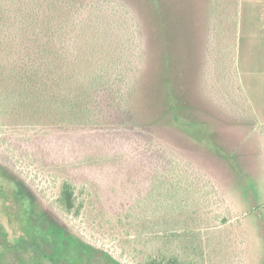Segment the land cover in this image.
Listing matches in <instances>:
<instances>
[{"label":"rangeland","instance_id":"obj_1","mask_svg":"<svg viewBox=\"0 0 264 264\" xmlns=\"http://www.w3.org/2000/svg\"><path fill=\"white\" fill-rule=\"evenodd\" d=\"M75 253L264 264V0H0V264Z\"/></svg>","mask_w":264,"mask_h":264},{"label":"trees","instance_id":"obj_2","mask_svg":"<svg viewBox=\"0 0 264 264\" xmlns=\"http://www.w3.org/2000/svg\"><path fill=\"white\" fill-rule=\"evenodd\" d=\"M161 158L162 154H161ZM167 165V164H166ZM171 170H173V168H171ZM171 170L168 172L170 173ZM58 203L60 205V207L63 209V211L67 212V213H72L75 209L77 210L75 213H79L80 212V208L77 207L76 205V196H75V188L74 186L69 183V182H65L62 187H61V193H60V197L58 199ZM55 239L58 240L59 242V246H62V248L69 247L70 245V238H68L67 236H57V238H55L54 236H51L50 234H46L44 236V240L45 242L48 241V243L52 244L53 242H55ZM37 243V242H34ZM37 247V245H35ZM42 255L49 257L52 259V261L58 260V256L56 255H48L46 254V252H42ZM74 256H72L73 258H68L70 259L71 263H76L78 261H80L79 259V254L75 253L73 254ZM143 264H188L182 260H180L178 257L173 256L167 260H159V259H149L146 262H144Z\"/></svg>","mask_w":264,"mask_h":264}]
</instances>
